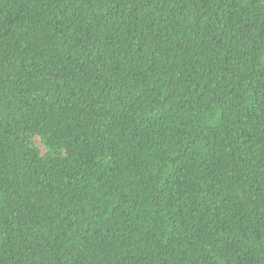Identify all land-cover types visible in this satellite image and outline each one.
Here are the masks:
<instances>
[{
    "label": "trees",
    "instance_id": "obj_1",
    "mask_svg": "<svg viewBox=\"0 0 264 264\" xmlns=\"http://www.w3.org/2000/svg\"><path fill=\"white\" fill-rule=\"evenodd\" d=\"M0 264H264V0H0Z\"/></svg>",
    "mask_w": 264,
    "mask_h": 264
},
{
    "label": "rangeland",
    "instance_id": "obj_2",
    "mask_svg": "<svg viewBox=\"0 0 264 264\" xmlns=\"http://www.w3.org/2000/svg\"><path fill=\"white\" fill-rule=\"evenodd\" d=\"M37 143L40 144L38 140H37Z\"/></svg>",
    "mask_w": 264,
    "mask_h": 264
}]
</instances>
